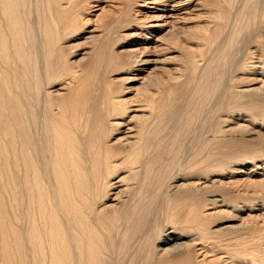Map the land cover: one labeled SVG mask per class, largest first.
I'll return each mask as SVG.
<instances>
[{
  "label": "bare ground",
  "instance_id": "bare-ground-1",
  "mask_svg": "<svg viewBox=\"0 0 264 264\" xmlns=\"http://www.w3.org/2000/svg\"><path fill=\"white\" fill-rule=\"evenodd\" d=\"M100 1L0 0V264H264V0H118L88 32ZM156 19L170 56L115 86ZM85 30L83 67L66 44Z\"/></svg>",
  "mask_w": 264,
  "mask_h": 264
},
{
  "label": "rangeland",
  "instance_id": "rangeland-1",
  "mask_svg": "<svg viewBox=\"0 0 264 264\" xmlns=\"http://www.w3.org/2000/svg\"><path fill=\"white\" fill-rule=\"evenodd\" d=\"M106 1H107V3H106ZM97 2H99V1H97ZM100 2L101 3H98V4L95 3V4L91 5V7H92V9H90L91 10V16H90L91 22L87 26V28H88L87 31L88 32H91L92 30L94 31V29L98 30V28L101 26L100 21L97 20V16L101 13L100 8H104V7L107 8L109 6L108 4L114 5L115 3L118 2V0H101ZM195 4L190 7L189 11L194 10V12H192V13H193V16L196 17V15H198L199 13L198 14L196 13ZM160 8H162V7H160ZM169 8H171V7H169ZM140 9L143 11V13L141 15L142 17L140 16L139 19L145 18L144 14H147V13H148V15L150 13L152 16H158L159 14H163V12H156L155 10L144 9V8H139L137 10H140ZM97 10H99V11H97ZM169 10H171V9H169ZM183 11L184 10H182L180 12L167 11L166 13L170 14V15L174 14L173 16H175L176 14H183ZM85 17H88V16L85 15ZM109 18H110V16L107 17V19H109ZM173 18H175V17H173ZM173 18H169V19H166V20H169V22H170L172 20H175ZM196 20H197V18H196ZM157 23H160V22L157 21V19H156L155 21H153L151 23L152 26L149 29H146V31H144V32H147V33L148 32L151 33V36H149L150 39H148L145 36H143V38H142V35L138 37V40H140L139 44H141V46H138L137 48H141L142 46H147L149 50L145 54L138 55V56H140L139 57L140 63L138 64V68L136 69L137 71H134L131 76H127L126 74H124L123 76H117V75H113L112 76L111 75L110 79L111 80L114 79L115 86L123 87V88H127V89H129V87H134V88L135 87H140L141 83H142L141 79H144L145 75H149V73L151 71H153L155 68L162 67L163 66L162 64H164L163 62H166V61H164V59L166 57H169L170 54H167V53H164V52H161V51H158L157 53H154L152 48H153V46L156 47V46L160 45V43H156V40H159V37L165 36L166 33H168V31L170 30V27H155V26H159ZM195 23L196 24H194V25H199V24L203 25L204 24V23L196 22V21H195ZM87 31L85 30L82 33V34H86V36H84L86 39H80V40L78 39L76 41H73L71 43L66 44V46H69L67 50H68V54L70 55V60L71 61L81 60L80 64L83 65V67L90 62V61H88L86 59L85 53H87L89 51V49L92 47L91 44L87 43L88 42L87 38L91 36L90 33H86ZM139 32H142V31H139ZM145 34L146 33H144V35ZM130 46H131L130 44H126V45H123V46H119L118 45L116 47V50H117V52H120V53L122 52L120 54L121 57L124 56V57L128 58V55H126L124 53V51L127 48H129ZM175 55H177V54H175ZM123 60H125V59L123 58ZM152 60L156 61V63H144V61L151 62ZM75 65H73V66H75ZM165 67H168V66H165ZM138 75H141V76H138ZM135 76H138V77L135 78V79H131L132 77H135ZM121 77H124V78H127V79H120ZM239 77H241V75ZM245 78L247 80H244ZM87 79H89L91 81V84H88V85L91 88H94L95 85H96V80L94 79V77H91V76L87 75ZM138 80H141V82H139ZM241 80L243 81V84L245 85V88H252L253 89V88L260 87L262 84H259V85L257 84L255 86H250V85L251 84H255L257 82H261L263 80V77L260 76V75H258V76H250V77H247V75L246 76L242 75ZM245 82H249V83H245ZM246 85H249V86L246 87ZM125 92H126V90H123L122 94L125 93ZM135 95H136L135 92L134 93L130 92V93L125 95L124 99L126 100V103L129 106H133V104L136 103ZM122 131L123 130H121V132ZM119 137H121V136L120 135H116L115 136L116 139H118ZM238 168H240V167H234L232 170H230L228 172V174L215 175V177L213 176V179L216 182V184L219 181V184H217V185H221L223 187V189L229 190V188H232V186H233V185H231L232 183H235L238 180L245 179L250 174V170H249V169H251L250 165L242 168V170H241L242 173H239V174H237V172H236V171L240 172ZM257 171L259 173H261V174L264 173V170H257ZM202 181H205V180H202ZM182 183H183V181H180V182L175 183L174 185H176V186L179 185L180 186ZM229 191H232V190H229ZM243 206H244V204H243L242 200H240L239 203L237 204V208H234V209H236V211L234 213H232V217L235 220L230 221V223H227V224L223 223L222 221H218V222H221L218 225V228L224 227L226 225L227 226H233L232 228L225 229L224 231L221 232V234H225V233L229 232L230 234L234 235V234H237V233L240 232V225H242V223L244 222V219H242V218H246V214L248 215V213H246V211H242V207ZM257 213H261V212H257ZM116 226L118 228H120V226H121L120 222L118 224H116ZM138 244L139 243H137V245ZM134 247H135V245H134ZM137 247H139V245Z\"/></svg>",
  "mask_w": 264,
  "mask_h": 264
}]
</instances>
